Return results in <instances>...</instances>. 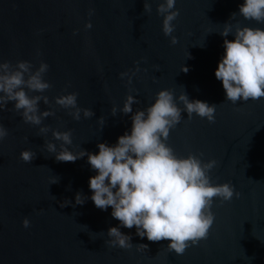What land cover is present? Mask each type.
Listing matches in <instances>:
<instances>
[{
    "label": "water",
    "instance_id": "water-1",
    "mask_svg": "<svg viewBox=\"0 0 264 264\" xmlns=\"http://www.w3.org/2000/svg\"><path fill=\"white\" fill-rule=\"evenodd\" d=\"M241 3L177 0L180 15L172 22V35L178 42L173 45L162 31L155 2L145 13L143 0H0V59L13 65L30 61L33 68L41 61L48 64L43 79L51 88L43 95L55 116L43 124L71 130V151L95 154L99 142L113 146L130 133L132 113L119 112L127 94L140 101L132 105L134 112L152 103L160 89L174 97L184 91L190 100L217 105L215 122L195 113L189 119L177 100L182 118L166 143L179 157L192 153L202 161L216 160L210 182H229L240 193L230 201L214 200L207 239L177 255L167 249V240L150 242L135 227H123L111 207L97 208L89 188V178L97 173L87 156L57 161L44 144L51 140L59 150L61 142L51 131L41 136L39 126L25 123L9 102L0 111V123L8 130L0 142V264H264V98L233 104L215 77L223 41L234 39L231 33L219 34L225 23L264 29L239 15ZM89 20L92 27L85 29ZM121 72H129L131 84ZM69 92L77 94L79 107L91 108V118L81 113L79 121L73 120L69 110L54 103V97ZM39 107L49 105L41 101ZM101 116L104 125L97 121ZM24 149L36 153L31 163L20 158ZM77 193L85 197L83 204L75 203ZM65 200L70 203L60 207ZM25 217L28 228L22 225ZM109 227L129 235L133 246L108 245ZM137 244L148 247L138 250Z\"/></svg>",
    "mask_w": 264,
    "mask_h": 264
},
{
    "label": "clouds",
    "instance_id": "clouds-1",
    "mask_svg": "<svg viewBox=\"0 0 264 264\" xmlns=\"http://www.w3.org/2000/svg\"><path fill=\"white\" fill-rule=\"evenodd\" d=\"M153 2L157 5V14L162 16L164 35L170 37V43L175 45L178 41L172 35L175 30L172 22L180 15L175 7L177 0H143L145 13H151ZM93 12L89 9V16ZM236 15L233 13L232 18ZM239 15L245 20L264 24V0H243ZM91 27V21H86L84 28ZM230 33L234 39H224V55L215 69V77L222 82L226 100L236 104L238 101L264 98V29L242 26L239 22L235 26L225 23L219 34L227 37ZM48 67L43 61L33 68L30 61L17 60L13 65L0 59V111L13 102L11 110L19 113L25 123L39 126L41 136L51 131L53 139L61 142L59 150L51 140L45 141L44 148L48 153L55 154L57 161L75 162L87 156V162L97 173L89 178L94 205L101 210L111 207V215L123 227H135L139 237L146 236L154 243L167 240V249L177 255H183L189 246L207 239L215 219L211 211L213 201H230L234 195L239 197L240 193L229 182H210L209 173L217 166L216 160L202 161L192 153L179 157L166 141L170 129L182 118L177 100L182 103L189 119L195 113L210 123L215 122L217 105L190 100L184 91L174 97L171 90L160 89L152 103L143 110L138 108L133 112L132 105L140 101L127 94L119 112L132 113L130 133L119 136L113 146L99 142L98 153L82 148L73 152L67 147L73 144L71 130L59 131L43 124L44 118L55 116L48 96L43 95L51 88V84L43 79ZM180 68L181 71H188L183 64ZM130 71L133 75L139 71L138 64ZM120 76L122 79L128 77L131 84L129 72H121ZM29 92L39 94L29 95ZM53 99L56 105L69 110L73 120L79 121L81 113L84 118L94 115L91 108L78 106L75 92ZM41 101L49 107L41 110ZM111 114H117L115 106L111 108ZM97 121L101 125L105 123L103 116ZM7 135L8 130L0 123V142ZM35 155L30 149L20 152V158L26 163H31ZM57 182L58 177L53 183ZM84 201L83 194L77 193L75 203L83 204ZM69 203L65 200L60 207ZM22 225L25 228L30 226L27 217L22 220ZM107 235L110 239L106 243L112 247L130 249L133 246L131 237L118 227H109ZM136 246L138 250L148 247L146 244Z\"/></svg>",
    "mask_w": 264,
    "mask_h": 264
}]
</instances>
